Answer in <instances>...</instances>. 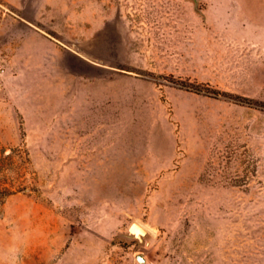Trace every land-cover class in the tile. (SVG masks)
I'll return each instance as SVG.
<instances>
[{"label":"rangeland","instance_id":"374dc122","mask_svg":"<svg viewBox=\"0 0 264 264\" xmlns=\"http://www.w3.org/2000/svg\"><path fill=\"white\" fill-rule=\"evenodd\" d=\"M0 185V264H264V0H0Z\"/></svg>","mask_w":264,"mask_h":264},{"label":"water","instance_id":"95a60500","mask_svg":"<svg viewBox=\"0 0 264 264\" xmlns=\"http://www.w3.org/2000/svg\"><path fill=\"white\" fill-rule=\"evenodd\" d=\"M136 223V221L132 222L129 226V229H128V232L131 234V235H134L136 236L138 239H141V235L145 232V230H141L139 232H135L133 229H132V226ZM137 260L139 262H145V257L142 255V254H139L137 256Z\"/></svg>","mask_w":264,"mask_h":264},{"label":"trees","instance_id":"16d2710c","mask_svg":"<svg viewBox=\"0 0 264 264\" xmlns=\"http://www.w3.org/2000/svg\"><path fill=\"white\" fill-rule=\"evenodd\" d=\"M11 193L10 186L0 185V203L3 202V199Z\"/></svg>","mask_w":264,"mask_h":264},{"label":"bare ground","instance_id":"6f19581e","mask_svg":"<svg viewBox=\"0 0 264 264\" xmlns=\"http://www.w3.org/2000/svg\"><path fill=\"white\" fill-rule=\"evenodd\" d=\"M132 229L135 232H139L141 230H144V228L142 227V225L140 223H137V222L132 226Z\"/></svg>","mask_w":264,"mask_h":264}]
</instances>
